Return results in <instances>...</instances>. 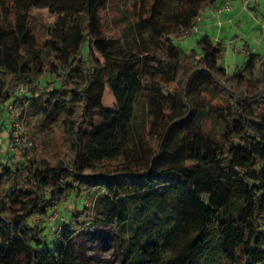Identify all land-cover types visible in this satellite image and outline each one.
<instances>
[{"label":"trees","instance_id":"trees-1","mask_svg":"<svg viewBox=\"0 0 264 264\" xmlns=\"http://www.w3.org/2000/svg\"><path fill=\"white\" fill-rule=\"evenodd\" d=\"M223 2L140 0L130 10L124 0H0V118L10 102L34 143L7 145L6 156L0 145V264H84L73 237L101 223L122 264H264V54L248 50L230 74L219 64L225 45L210 35L190 53L175 43ZM34 8L74 10L77 33L41 35ZM156 78L174 87L154 90ZM108 83L114 109L103 105ZM213 94L220 134L203 128L194 103ZM139 97L152 144L115 154ZM38 110L48 112L47 140L28 125ZM80 197L90 203L57 237L58 216L49 238L51 214Z\"/></svg>","mask_w":264,"mask_h":264},{"label":"rangeland","instance_id":"rangeland-1","mask_svg":"<svg viewBox=\"0 0 264 264\" xmlns=\"http://www.w3.org/2000/svg\"><path fill=\"white\" fill-rule=\"evenodd\" d=\"M140 0H124V5L133 10L135 2ZM237 8L240 11V15L236 18L234 23L225 22L224 16L221 23L208 31L199 29L195 32L184 36L180 39H176V45L184 52L190 53L193 50H198V41L205 34L210 35L215 41L222 42L226 47L224 57L220 60V65L225 67L230 74H234L237 70L242 69L247 62V52L251 50L253 52L264 54V0H235L233 9ZM33 15L35 17L36 29L41 35H46L48 28L54 29L57 33L64 32L67 39L75 36L78 31V24L75 17L74 10L68 13L53 15L47 9L34 8ZM132 20L133 13L128 14ZM234 15V14H233ZM225 22V23H224ZM150 84L154 90L163 89L165 91L170 90L174 85H170L166 81L156 78L151 79ZM42 89L36 91L38 95ZM217 94H213L208 98L196 99L194 103H197L198 111L197 115L203 128L211 134H220V126L215 121L211 107L213 105L220 104V101L216 100ZM214 99L213 105H211ZM10 102H7L3 106L2 121L3 132L0 134V145L2 148V155L6 156L8 135L12 129V120L10 119L7 107ZM23 103V101L21 102ZM211 103V104H210ZM105 109H114L116 107V101L114 93L107 84L105 97L103 101ZM214 107V106H213ZM52 104H49L48 109H52ZM47 113L44 110H38L33 112L34 116L29 121L28 125L36 139L47 140L49 133L46 128ZM102 123V120L97 116L94 120V126H98ZM139 141L143 145V151H148V144H152L153 138L148 135L147 131V107L144 97H139L132 108V121L131 131L126 133L120 132L113 144L112 152L117 154L118 152L131 147V144ZM90 203V200L84 198H70L65 204L60 206L56 212H53L48 220L47 234L49 238L54 235V224L56 218L60 215H64L65 218L62 224H60L55 235L58 237L62 233L63 229L67 228L68 218L71 211L74 208H83ZM66 208H65V207ZM155 221L154 217H150L147 222L153 225ZM141 224V223H139ZM148 224V223H147ZM137 223L130 225L126 228V236H131L134 230L137 228ZM76 244L78 257L84 264H122L123 258L119 252L117 238L111 227L101 223L95 230H81L73 237Z\"/></svg>","mask_w":264,"mask_h":264},{"label":"built area","instance_id":"built-area-1","mask_svg":"<svg viewBox=\"0 0 264 264\" xmlns=\"http://www.w3.org/2000/svg\"><path fill=\"white\" fill-rule=\"evenodd\" d=\"M234 2H235V0H225L219 8L212 9V11L217 16H220L225 12L233 10ZM202 16L203 15L201 14L199 17V21L202 20ZM191 33H193V32H191ZM191 33H189V34H191ZM189 34H187L186 36H188ZM21 91H23V89H21L20 92ZM23 102L25 103L24 100H23ZM7 109H8L10 117L13 118L15 121L14 125H13L14 130L12 133L13 138L8 143L9 149L14 150L17 146H21V145L25 146L26 148H32L34 145L32 139H30L29 137H26V136L23 138V135L26 131H25L23 122L21 120L20 113L17 111V109L14 107V105H9L7 107Z\"/></svg>","mask_w":264,"mask_h":264},{"label":"crops","instance_id":"crops-1","mask_svg":"<svg viewBox=\"0 0 264 264\" xmlns=\"http://www.w3.org/2000/svg\"><path fill=\"white\" fill-rule=\"evenodd\" d=\"M223 2V0H220V4ZM243 9V8H242ZM241 9V10H242ZM237 10V8H234L231 11L225 12L220 16H217L212 9H207L202 16V20L199 23L198 28L208 31V29L215 27L219 23H221V20L224 18L225 15L230 14L228 17H226L227 20L225 22L228 23H234L236 21V18L241 14L240 11ZM234 14V15H233ZM224 22V23H225Z\"/></svg>","mask_w":264,"mask_h":264}]
</instances>
